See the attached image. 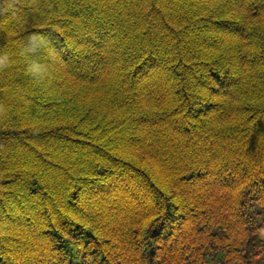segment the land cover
I'll list each match as a JSON object with an SVG mask.
<instances>
[{
	"label": "trees",
	"instance_id": "16d2710c",
	"mask_svg": "<svg viewBox=\"0 0 264 264\" xmlns=\"http://www.w3.org/2000/svg\"><path fill=\"white\" fill-rule=\"evenodd\" d=\"M0 264H264V0H1Z\"/></svg>",
	"mask_w": 264,
	"mask_h": 264
},
{
	"label": "flooded vegetation",
	"instance_id": "af4514ba",
	"mask_svg": "<svg viewBox=\"0 0 264 264\" xmlns=\"http://www.w3.org/2000/svg\"><path fill=\"white\" fill-rule=\"evenodd\" d=\"M3 4L0 2V15H1V18H0V22H1V19H2V15H3Z\"/></svg>",
	"mask_w": 264,
	"mask_h": 264
},
{
	"label": "rangeland",
	"instance_id": "374dc122",
	"mask_svg": "<svg viewBox=\"0 0 264 264\" xmlns=\"http://www.w3.org/2000/svg\"><path fill=\"white\" fill-rule=\"evenodd\" d=\"M0 2H1V0H0ZM4 6V5H3Z\"/></svg>",
	"mask_w": 264,
	"mask_h": 264
},
{
	"label": "water",
	"instance_id": "95a60500",
	"mask_svg": "<svg viewBox=\"0 0 264 264\" xmlns=\"http://www.w3.org/2000/svg\"><path fill=\"white\" fill-rule=\"evenodd\" d=\"M0 18H1V15H0Z\"/></svg>",
	"mask_w": 264,
	"mask_h": 264
}]
</instances>
